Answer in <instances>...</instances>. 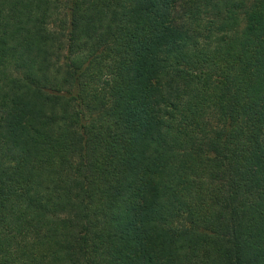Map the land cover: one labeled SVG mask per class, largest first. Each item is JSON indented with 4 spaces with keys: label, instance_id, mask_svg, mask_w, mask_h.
<instances>
[{
    "label": "trees",
    "instance_id": "obj_1",
    "mask_svg": "<svg viewBox=\"0 0 264 264\" xmlns=\"http://www.w3.org/2000/svg\"><path fill=\"white\" fill-rule=\"evenodd\" d=\"M0 264H264V0H0Z\"/></svg>",
    "mask_w": 264,
    "mask_h": 264
}]
</instances>
